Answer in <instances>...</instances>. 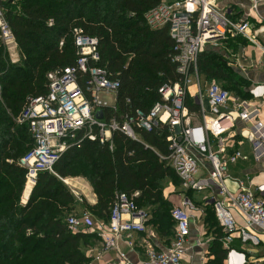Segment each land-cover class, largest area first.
<instances>
[{
	"label": "trees",
	"instance_id": "16d2710c",
	"mask_svg": "<svg viewBox=\"0 0 264 264\" xmlns=\"http://www.w3.org/2000/svg\"><path fill=\"white\" fill-rule=\"evenodd\" d=\"M163 0H5V16L21 53L12 62L0 44V264H87V250L96 245V233L73 231L67 219L79 213V202L60 177L84 176L93 186L97 203L89 209L99 219L108 220L116 193L139 192L136 201L150 214L148 223L173 237V203L164 195L165 181L179 182V176L160 155L169 152L168 126L146 130L138 128L139 140L122 131H113L104 143L84 139L67 149L55 165L57 174L40 171L28 201L21 198L27 170L19 159L34 145L27 124L15 118L32 96L48 91L47 73L72 65L77 58L73 27L99 40L98 66L119 80L116 105L104 106V118L121 113L148 112L162 97L163 84L183 81L172 62L174 39L169 27L152 29L146 14ZM50 19L53 24L49 25ZM65 38L63 47L60 39ZM231 59L217 49L207 48L198 58L199 74L210 84L224 80L232 91L239 80H247L231 65ZM250 82V81H249ZM248 82V83H249ZM251 85V83H249ZM250 88V87H249ZM241 89L243 99H250ZM226 89V88H225ZM190 112L201 109L187 94ZM82 135L80 133L79 137ZM193 190L184 191L191 198ZM204 224L215 235L210 252L213 264H222L226 255L221 238L224 232L213 206ZM207 214V211H206ZM217 221L210 224L211 218Z\"/></svg>",
	"mask_w": 264,
	"mask_h": 264
},
{
	"label": "built area",
	"instance_id": "2783aa9c",
	"mask_svg": "<svg viewBox=\"0 0 264 264\" xmlns=\"http://www.w3.org/2000/svg\"><path fill=\"white\" fill-rule=\"evenodd\" d=\"M3 1L0 0V37L10 48H15L17 42L5 16ZM262 1L249 0V15L259 13ZM235 13L232 7L220 6L216 0H163L152 8L146 14V22L152 29L169 27L175 42L172 62L183 81L163 84L159 88L162 100L148 112L121 113L119 118L110 120L104 118V112L102 118L97 117V112L108 105L100 95L113 93L117 97L120 82L112 78L107 69L95 64L100 59L98 38L85 34L80 27H73L78 49L75 63L49 71L46 94L30 97L15 118L17 124L29 126L34 139L31 150L19 159V165L27 170L26 184L31 181L34 186L40 171L57 174L56 163L76 142L88 138L104 143L117 130L139 140L138 128L152 130L168 126L169 152L161 154L160 158L175 170L186 190L210 192L205 200L213 206L224 232L221 241L226 255L222 264H264V254L256 257L252 253L260 251L250 250L252 253H249L247 249V244L260 247L264 242V181L254 182V176L248 172L245 177L230 173L231 165L251 159L264 165V120L259 106L264 100V84L256 83L249 88L253 97L249 101L234 98L229 90L216 81L211 82L206 94L200 90L196 99L203 115L201 123H192L185 104L192 80L195 78L200 85L197 63L207 47L217 48L221 40L236 37L256 43L255 31L261 27L255 30L253 21L238 18ZM52 24L53 19H50L49 25ZM64 44L62 37L59 46ZM113 106L118 111L117 105ZM238 119L249 131L250 153L231 143ZM229 181L235 188L229 186ZM137 195L138 191L134 194L117 192L107 221L97 219L89 210L68 217L73 231L96 233L100 237L99 243L87 250L90 257L87 264H133L120 248L119 241L125 239L126 245L134 249L133 235L148 230L150 214L138 205ZM191 204L186 196L180 205L172 208L174 236L165 250H148L145 264H182L191 234Z\"/></svg>",
	"mask_w": 264,
	"mask_h": 264
},
{
	"label": "crops",
	"instance_id": "0c3cea01",
	"mask_svg": "<svg viewBox=\"0 0 264 264\" xmlns=\"http://www.w3.org/2000/svg\"><path fill=\"white\" fill-rule=\"evenodd\" d=\"M167 1V0H166ZM173 1V0H171ZM220 6L226 5L230 6L235 10V15L241 19L249 18L253 21L256 25L255 30L258 27V31H255L257 36L256 43H250L243 37H236L226 41L224 47H217V49L223 54H226L227 57L231 59L234 67L239 68V73L246 77L252 87L256 83L264 84V54H263V47H264V1L261 2L259 6V13H252L249 15L248 10L250 6L249 0H216ZM256 17V19H255ZM259 22V23H258ZM16 48V47H15ZM18 48V46H17ZM19 49V48H18ZM231 49V50H230ZM232 51V52H231ZM13 58V57H12ZM21 58V53L18 50L14 54V61L18 62ZM205 75L199 74V91L201 90V82H207ZM208 83V82H207ZM248 87V88H249ZM191 88V86H190ZM249 91V90H248ZM106 95H113L111 101H103L110 106L116 104L117 97L115 94H106ZM198 95V94H197ZM197 95L193 93V97L197 99ZM251 101L253 99L252 95L250 94ZM206 106H208L207 101L204 100ZM259 106H261V119L264 120V100H261ZM263 109V110H262ZM199 111L190 112L191 120L193 124L201 123L203 121V115ZM236 135L232 140V144L235 147L244 149L246 151L247 145L248 148L250 147L249 142V131L244 128V123L241 120H237V128L235 129ZM230 150L233 149V146L229 147ZM252 162L250 165H246L244 167H239L238 173L243 172L251 173L252 177H255V182L261 183L264 181V165L255 162L253 159L250 160ZM231 167V166H230ZM233 167L238 168V165H233ZM242 169V170H241ZM65 183L71 189L75 195H77V200L79 199H86L90 205H94L97 203V195L94 192L93 186L91 185L90 181L84 176H69L64 177ZM31 182V181H30ZM28 182L25 186V189L22 194L21 201L22 203H26L32 191L33 185L32 182ZM231 188H235V184L232 181L228 182ZM174 189L169 188L168 190H164V195L167 197L172 203L181 204L183 199L186 197V194L176 195L173 193ZM84 196V197H83ZM79 212H81V206L78 207ZM191 224V234L189 236V242L187 244V252L182 260V264H213L209 261L214 259V255L210 252L211 244L215 239V235L212 231L207 229V226L204 224V214L198 211L195 214ZM147 232L144 233H135L133 238L136 241V246L134 249L130 248L126 245L125 239L119 241L120 248L124 250L128 258L131 260L133 264H145L147 261V251L150 249L156 250H165L171 240L172 237L162 235L158 230L157 226L147 223ZM237 242V241H236ZM238 243V242H237ZM224 248V247H223ZM249 253L250 249L247 247ZM259 253H252L256 257H260L264 254V242L260 245ZM113 253V251H112ZM116 253V252H115ZM98 264V263H96Z\"/></svg>",
	"mask_w": 264,
	"mask_h": 264
},
{
	"label": "rangeland",
	"instance_id": "374dc122",
	"mask_svg": "<svg viewBox=\"0 0 264 264\" xmlns=\"http://www.w3.org/2000/svg\"><path fill=\"white\" fill-rule=\"evenodd\" d=\"M167 1H171V0H167ZM4 11H6V7H4ZM0 44H3V46H4V49H5V51L6 52H8V54H9V56H10V58H11V61L13 62V60H14V54L16 53V52H18V48L16 47V48H10L9 47V45H8V43L5 41V39L4 38H2V37H0ZM225 44H226V40H221L220 42H219V47H224L225 46ZM209 47H211V46H209ZM209 47H207V48H209ZM231 50V49H230ZM232 52V51H231ZM13 57V58H12ZM235 69L236 70H238V72L240 71L239 70V68L237 67H235ZM218 84H220L221 86H223L224 88H226L227 90H229L230 91V93H231V96L232 97H234V98H241V99H243V97H242V93L240 94V92H241V89H248V87H249V81H247V80H245V81H243V80H239V83H238V89L236 90V91H232L230 88H229V86L227 85V83L224 81V80H222V79H216L215 80ZM249 82V83H248ZM201 85H202V87H201V92L203 93V95L204 94H206V90H207V88H208V86H209V83H207V82H204V83H202L201 82ZM190 86H191V88H190ZM193 93H195L196 95L198 94L199 95V84H198V82H197V80L194 78L193 80H192V82L189 84V87H188V89H187V94L189 95V96H192L193 95ZM110 94H112V93H110ZM193 97V96H192ZM100 98H101V100H103V101H111L112 100V98H113V95H106V94H102V95H100ZM263 110V109H262ZM246 151L247 152H249L250 153V151H251V149H250V147L248 148V145H247V148H246ZM252 162H250V161H246V162H240L239 164H238V168H234L233 167V165H231V167H230V173L232 174V175H234V176H241V177H245L244 176V173L243 172H241V173H238V171H239V167H244V166H246V165H250ZM242 170V169H241ZM254 182H255V177H254ZM258 183V182H257ZM169 188H173L174 189V191H173V193L174 194H176V195H181V194H184V191L186 192L187 190L185 189V187H184V185H183V181H182V179L181 178H179V182H173V181H165V189H169ZM210 192L208 191V190H203V191H194V192H192L191 193V205H189V212L193 215V214H195L196 215V213L199 211L198 209H202V210H204V212H202L203 214H204V216L206 217L207 215H211V210H210V204L205 200V197L209 194ZM74 195H75V193H74ZM76 197H77V195H75ZM84 197V196H83ZM78 202H79V206H81V209L82 210H89V211H91L89 208V202L86 200V199H78ZM177 204H175V203H173V207H175ZM178 205H180V204H178ZM172 207V208H173ZM81 210V211H82ZM206 211H207V214H206ZM92 212V211H91ZM212 216V215H211ZM96 217V216H95ZM97 219H99L98 217H96ZM193 218H194V216H193ZM217 220L214 218V217H212L211 218V221H210V224H214L215 222H216ZM239 222H240V220H239ZM217 223V222H216ZM248 245V248H250V250H252V251H259V249H260V247L259 246H253V245H250V244H247Z\"/></svg>",
	"mask_w": 264,
	"mask_h": 264
},
{
	"label": "water",
	"instance_id": "95a60500",
	"mask_svg": "<svg viewBox=\"0 0 264 264\" xmlns=\"http://www.w3.org/2000/svg\"><path fill=\"white\" fill-rule=\"evenodd\" d=\"M97 117H99V118L103 117V111L102 110L97 112Z\"/></svg>",
	"mask_w": 264,
	"mask_h": 264
},
{
	"label": "bare ground",
	"instance_id": "6f19581e",
	"mask_svg": "<svg viewBox=\"0 0 264 264\" xmlns=\"http://www.w3.org/2000/svg\"><path fill=\"white\" fill-rule=\"evenodd\" d=\"M30 182V181H29ZM31 183V182H30Z\"/></svg>",
	"mask_w": 264,
	"mask_h": 264
}]
</instances>
